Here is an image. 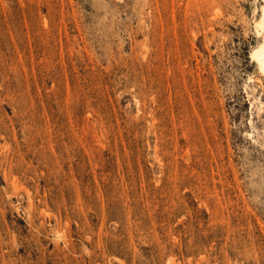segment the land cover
Here are the masks:
<instances>
[{
  "label": "rangeland",
  "instance_id": "1",
  "mask_svg": "<svg viewBox=\"0 0 264 264\" xmlns=\"http://www.w3.org/2000/svg\"><path fill=\"white\" fill-rule=\"evenodd\" d=\"M262 2L0 0V264H264Z\"/></svg>",
  "mask_w": 264,
  "mask_h": 264
},
{
  "label": "bare ground",
  "instance_id": "2",
  "mask_svg": "<svg viewBox=\"0 0 264 264\" xmlns=\"http://www.w3.org/2000/svg\"><path fill=\"white\" fill-rule=\"evenodd\" d=\"M255 25L257 26V29L260 31V32L258 31V33L263 34V40L253 50L252 57H254L257 60L259 67L264 72V0L261 6V15Z\"/></svg>",
  "mask_w": 264,
  "mask_h": 264
}]
</instances>
